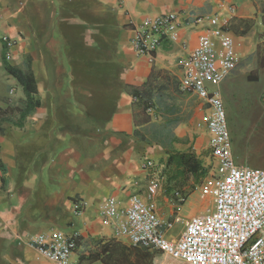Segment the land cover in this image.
Masks as SVG:
<instances>
[{"label":"crops","instance_id":"0c3cea01","mask_svg":"<svg viewBox=\"0 0 264 264\" xmlns=\"http://www.w3.org/2000/svg\"><path fill=\"white\" fill-rule=\"evenodd\" d=\"M70 2L74 18L87 19L86 29L92 35L99 32L108 37L114 75L105 83L111 87L89 97L82 92L83 100L67 80L58 86L53 77L43 82L48 91L41 92L36 79L40 106L35 112L21 128L0 121V162L5 168V173L0 171V264H52L27 243L50 229L77 235L73 264H162L157 258L165 260L164 253L134 248L126 239L115 238L113 229L101 223L103 205L114 197L123 213L131 195L144 198L149 172L142 162L150 159L161 177L157 216L166 223L179 218L181 222L174 226L182 225L177 234L165 232L168 240L177 241L191 217L210 209L211 200L195 190L198 184L191 176L175 177L173 170L165 168V146L156 143L152 132L163 128L176 151L190 150L209 165L207 108L179 88L178 60L194 50L199 36L210 28L207 22L195 23L197 17L217 18L237 43L236 67L218 86L226 113L232 112L231 102L244 81L259 84L261 90L249 93L261 91L264 101V0ZM52 3L62 4V0ZM40 10L32 0H0V35L20 33L33 43L32 50H46L48 43L38 40L53 29L43 17L33 18L32 13ZM170 13L179 19L178 41H163L151 61L136 55L131 41L141 21ZM2 46L0 42L1 66ZM44 65L37 59L30 66L39 71ZM2 76L12 79L6 73ZM87 80L95 83L94 77ZM76 82L77 78L72 83ZM23 99L22 94L19 100ZM0 108L4 111L7 105ZM252 110L255 115L261 112ZM258 158L235 162L233 157L237 166L250 167L252 160L264 169V160ZM79 201L81 213L75 214L73 203ZM184 208L189 209L186 217H182ZM89 256L97 260L87 263Z\"/></svg>","mask_w":264,"mask_h":264},{"label":"built area","instance_id":"2783aa9c","mask_svg":"<svg viewBox=\"0 0 264 264\" xmlns=\"http://www.w3.org/2000/svg\"><path fill=\"white\" fill-rule=\"evenodd\" d=\"M201 22H207L210 28L199 36L196 48L178 60L182 70L179 88L196 96L208 111L204 125L209 136L210 171L195 190L211 200L212 208L191 217L177 241L168 240L165 232L181 221L175 218L166 223L158 218L155 199L161 177L155 162L146 159L142 162V168L149 172L145 197L131 195L123 213L117 200L109 197L102 208L101 223L113 229L115 238L126 239L132 247L157 250L186 264H264V169L235 164L226 110L218 90L236 67L237 43L217 18H195V23ZM179 25L173 13L144 18L131 41L134 52L151 61L163 41H178ZM1 41L8 56L13 42L7 37ZM82 205L81 201L73 203L75 214L81 213ZM76 239V234L50 229L27 243L52 264H73Z\"/></svg>","mask_w":264,"mask_h":264},{"label":"rangeland","instance_id":"374dc122","mask_svg":"<svg viewBox=\"0 0 264 264\" xmlns=\"http://www.w3.org/2000/svg\"><path fill=\"white\" fill-rule=\"evenodd\" d=\"M32 1L41 7L40 11L32 13L33 18L43 17L45 24H49L50 28L53 29L49 36H41L38 40L40 43H48L47 49L43 51L32 50L33 43L30 40H25L26 37L20 33L12 36L8 34L0 35L1 43L2 37H7L13 42V47L8 52L9 55L6 56L7 62L13 67L21 68L24 66L25 59L28 60L30 65L34 64L37 59L40 64L44 62V67L39 68V71L30 66L35 81L37 79L39 83L41 92L48 91L46 83L43 82L49 81V79L52 80L53 77L58 81V86L63 80L69 81V87L71 86L73 91H79L81 93L79 98L83 100H86L83 93H85V97L86 95L89 97L91 92L97 93L109 88L110 85L108 86L105 82L108 81V77L114 75V68L111 64L112 51L107 45L108 37L99 32L92 35L89 32L91 30L86 29L87 19L77 20L76 17L74 18L70 0H62V4L55 3V5L52 3L53 0ZM20 13L24 19L23 12ZM83 13H86V11ZM30 48L31 50H29ZM0 73V107L1 104L7 105L6 110H4L6 113L8 112L6 118L11 117L16 121L18 119L16 109L20 106L19 97L22 96V90L13 81V78H6L5 80L2 76L5 71L1 65ZM89 77H94L95 83H88L87 79ZM76 78L78 82L72 83ZM254 88L257 90L262 89L259 84L246 81L237 87V94L231 102L232 112L226 113V122L235 162H237L236 159L245 162L249 158L255 160V157H260L258 158L260 161L264 160V101L260 94L261 91L249 93V90ZM252 109H258L261 112L255 115L251 113ZM3 119V110L0 108V121ZM252 160L249 164L250 167L263 169V167L254 164ZM202 165L207 174L210 171V166L208 164ZM196 191L198 192V190ZM197 192L194 195L195 197H198ZM210 208H212V204H210ZM188 213L189 209L184 208L182 217H186ZM204 213L202 212V214ZM181 227V224H175L171 232L177 234L180 232ZM159 257L157 258L158 263L186 264L182 261L173 260L168 256L165 260L164 257Z\"/></svg>","mask_w":264,"mask_h":264},{"label":"trees","instance_id":"16d2710c","mask_svg":"<svg viewBox=\"0 0 264 264\" xmlns=\"http://www.w3.org/2000/svg\"><path fill=\"white\" fill-rule=\"evenodd\" d=\"M7 51V48L3 45L1 51V64L5 73L9 77L13 78L20 86L24 99L20 101V106L16 109L18 112V119L16 121L10 120L9 117L6 118V111H3L4 119L1 121L21 128L27 117L31 116L40 106L37 96L38 89L28 60L25 59L24 66L22 68L13 67L7 62ZM152 136L154 140L155 137H157V140H155L157 144L161 143L165 146L164 148L167 155L165 168L173 170L175 177L184 178L186 176H191L195 180V183L198 184L202 178L206 176L207 171L204 169L201 160L198 159L192 151L178 152L173 148L172 143L174 140L170 137L168 131H164L163 128H159L157 133L155 130L152 132ZM0 171L5 173V168L1 162ZM109 257H111V253H109ZM95 260L97 259L92 256L86 258L87 263L94 262Z\"/></svg>","mask_w":264,"mask_h":264}]
</instances>
